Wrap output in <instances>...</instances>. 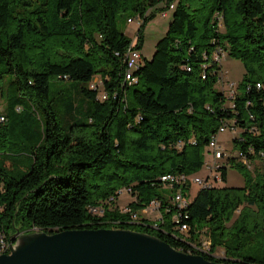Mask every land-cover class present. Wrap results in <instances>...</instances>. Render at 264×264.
I'll return each mask as SVG.
<instances>
[{
  "label": "trees",
  "instance_id": "1",
  "mask_svg": "<svg viewBox=\"0 0 264 264\" xmlns=\"http://www.w3.org/2000/svg\"><path fill=\"white\" fill-rule=\"evenodd\" d=\"M172 3L166 34L150 58L142 53L137 81L125 82L133 39L119 19L140 15L141 50L145 25ZM221 49L245 68L234 97L217 87L222 63L215 55ZM8 75L41 129L25 174L18 178L0 167V231L11 237L31 227L49 233L131 228L209 260L264 264V0H0V92ZM97 75L106 100L90 87ZM52 79L82 83L79 92L90 101L86 117L61 121L50 95ZM1 115L5 147L9 117ZM231 121L239 129L233 139L239 155L222 160V182L230 166L246 183L200 187L180 211L189 226L181 231L173 220L177 206L160 178L206 175L210 138ZM26 127L31 135L30 120ZM125 187L132 188L128 203L135 210L161 200L158 222H127L118 203ZM114 194L102 217L91 213L90 206ZM206 236L211 253L193 250ZM217 248H224V258L216 256Z\"/></svg>",
  "mask_w": 264,
  "mask_h": 264
},
{
  "label": "rangeland",
  "instance_id": "2",
  "mask_svg": "<svg viewBox=\"0 0 264 264\" xmlns=\"http://www.w3.org/2000/svg\"><path fill=\"white\" fill-rule=\"evenodd\" d=\"M165 5L162 1L158 6ZM172 9L168 10V16L164 17L161 12L155 16L154 19L150 20L144 27V45L141 48V52L145 57L150 58L156 48V43L162 38L168 29V25L171 19ZM142 22L141 18H134V21L129 23L125 17L120 18L118 21L119 28L124 31L132 39L137 37V32ZM222 73L224 77L217 84L219 89L225 87L227 93H229V84L234 83L235 87L238 88L243 81L245 68L239 59L232 57L226 50L222 56ZM225 79V80H224ZM14 76L8 75L5 78L3 91L0 92V108L4 114L9 117L7 124L10 126L9 141L5 147H0V167L6 169V171L18 178L25 174L31 167L33 157L31 152L33 146L39 138L41 129V123L37 119L32 121V114L29 112L31 106H28L26 102L20 100L19 93L16 90V86L13 83ZM82 83L75 80H64V79H52L50 83V95L54 100L55 109L62 122L72 121L80 117H86L89 114L88 107L90 101L84 100V97L79 92V87ZM133 88L128 89V95L131 96ZM19 107L26 111L21 114ZM32 108V107H31ZM24 120L25 122H21ZM30 120L33 126V133L30 135L27 133L26 123ZM35 129V130H34ZM234 132L231 129H227L225 132L220 134V143L226 152H236V148L233 142ZM28 160V162H25ZM207 162L212 160L210 155L206 157ZM222 161V160H221ZM204 172L200 173L199 176H203ZM246 183L244 174L235 167L228 168V179L227 182H220L229 186H243ZM200 187L198 185L193 186L188 192V198L192 200ZM164 193L167 196L173 195L175 191L166 189ZM133 197L128 193H122L118 198L120 207H124L130 202ZM171 201V199H170ZM140 215H148L151 223L158 222L160 213L158 210H150L147 207L139 209ZM180 234H183L179 231ZM216 255L219 258L225 257L224 248H217Z\"/></svg>",
  "mask_w": 264,
  "mask_h": 264
},
{
  "label": "water",
  "instance_id": "3",
  "mask_svg": "<svg viewBox=\"0 0 264 264\" xmlns=\"http://www.w3.org/2000/svg\"><path fill=\"white\" fill-rule=\"evenodd\" d=\"M0 264H244L213 261L131 228H67L33 231L12 239Z\"/></svg>",
  "mask_w": 264,
  "mask_h": 264
},
{
  "label": "built area",
  "instance_id": "4",
  "mask_svg": "<svg viewBox=\"0 0 264 264\" xmlns=\"http://www.w3.org/2000/svg\"><path fill=\"white\" fill-rule=\"evenodd\" d=\"M174 6V4H171V9ZM162 15H166V11L162 13ZM140 18V15H136L128 20L129 23L134 21V18ZM136 38L133 39V41L130 43L127 51H126V71H125V82L127 81L129 84H132L137 81V78L134 75V72L139 69L143 57L141 50L136 46ZM223 54V50H219L216 55L215 59L218 62H221V56ZM224 77V74L222 73V69L220 71V80L221 83L222 79ZM225 80V79H224ZM90 87L93 90L98 91L99 98L102 100H106L109 96L107 91L104 89V80L100 75H97L93 81L90 84ZM258 87H261V84H258ZM229 95L231 97H234L237 94V88L235 87L234 83L229 84ZM224 91L225 87L221 88ZM1 111V109H0ZM5 120V116H0V122ZM235 121H231L229 123H223L218 131L214 133L207 146V155H210L212 157V160L210 162L206 161L205 168L207 170V174L204 176H188L184 173L182 174H176V173H167L161 176L160 181L162 184V187L165 189H170L172 191H175L173 195L168 196L171 199V202L173 205L177 206V213H175L173 220L176 224L180 226L181 231H188L189 226L187 224L182 223V218L180 211L184 209L188 203V192H186V187H193L195 185H198L201 188L206 187H213L216 184L222 182V173L220 171L223 162L221 160L228 159L230 156H236L239 155V153L236 152H226V150L222 147L220 143V134L225 132L227 129H231L234 132L233 139L238 136L239 129L235 125ZM245 163H248L246 159H243ZM132 188L131 187H125L123 189L119 190V194L122 193H131ZM117 196L111 195L105 202L100 203L98 205L90 206V211L92 214L102 217L105 213V209L108 205H111L114 201H116ZM160 207H161V200L154 199L149 206H147L150 210H158L160 213ZM120 211L124 214H127L128 217L126 218L127 222L129 224H139L144 223L142 216L140 215L138 210H135L129 203H127L126 206L120 207ZM160 214V218H161ZM109 222L115 223L117 225L118 221L116 220H110ZM33 231H42L38 227H31L30 229L23 231V232H16V234L9 237L6 233L0 231V255L10 253L11 252V246H12V239L16 237L18 234L26 233V232H33ZM192 249L201 253H211V240L207 236L204 238V240L199 243L192 244ZM191 249V251H192ZM217 256V255H216Z\"/></svg>",
  "mask_w": 264,
  "mask_h": 264
},
{
  "label": "crops",
  "instance_id": "5",
  "mask_svg": "<svg viewBox=\"0 0 264 264\" xmlns=\"http://www.w3.org/2000/svg\"><path fill=\"white\" fill-rule=\"evenodd\" d=\"M163 16H164V17L168 16V11H166V15H163ZM192 188H193V187H192ZM192 188H191V189H192ZM148 217H149L148 215H145V216L142 215V218H147V219H148ZM216 253H217V251H216Z\"/></svg>",
  "mask_w": 264,
  "mask_h": 264
}]
</instances>
